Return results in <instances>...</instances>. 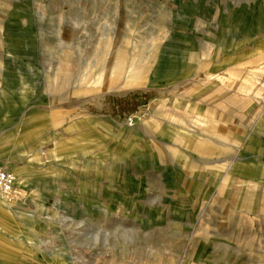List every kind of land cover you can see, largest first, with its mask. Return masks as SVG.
<instances>
[{
    "label": "rangeland",
    "instance_id": "374dc122",
    "mask_svg": "<svg viewBox=\"0 0 264 264\" xmlns=\"http://www.w3.org/2000/svg\"><path fill=\"white\" fill-rule=\"evenodd\" d=\"M0 168V264H264V0H0Z\"/></svg>",
    "mask_w": 264,
    "mask_h": 264
},
{
    "label": "crops",
    "instance_id": "0c3cea01",
    "mask_svg": "<svg viewBox=\"0 0 264 264\" xmlns=\"http://www.w3.org/2000/svg\"><path fill=\"white\" fill-rule=\"evenodd\" d=\"M16 198H17V196H16ZM19 213H20L19 207L16 206L15 203H13L12 208H10L9 204L2 202L0 200V215H2L4 217H16ZM15 229H16V233L12 236H9V237L14 238L16 240L17 235L23 233V228L21 226H16ZM0 233L3 235L7 234L5 231V228L2 227L1 224H0Z\"/></svg>",
    "mask_w": 264,
    "mask_h": 264
},
{
    "label": "built area",
    "instance_id": "2783aa9c",
    "mask_svg": "<svg viewBox=\"0 0 264 264\" xmlns=\"http://www.w3.org/2000/svg\"><path fill=\"white\" fill-rule=\"evenodd\" d=\"M14 182V175L0 168V192H7Z\"/></svg>",
    "mask_w": 264,
    "mask_h": 264
},
{
    "label": "bare ground",
    "instance_id": "6f19581e",
    "mask_svg": "<svg viewBox=\"0 0 264 264\" xmlns=\"http://www.w3.org/2000/svg\"><path fill=\"white\" fill-rule=\"evenodd\" d=\"M6 170V169H5ZM14 175V174H13ZM14 186V189L12 190V193L14 192V193H16L18 190H17V187L19 188V190H21L20 188L22 187L21 186V183H19V182H17L16 181V178H15V175H14V182L12 183V185H11V188L8 190V191H10L11 189H12V187ZM23 188V187H22ZM7 191V192H8ZM7 192H0V193H4V194H0V200L2 201V202H5V203H8L7 202V197H6V195H8V194H6ZM15 196V195H14ZM18 237V236H17Z\"/></svg>",
    "mask_w": 264,
    "mask_h": 264
}]
</instances>
